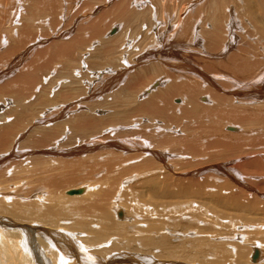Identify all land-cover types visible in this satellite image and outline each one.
Segmentation results:
<instances>
[{
    "label": "bare ground",
    "instance_id": "6f19581e",
    "mask_svg": "<svg viewBox=\"0 0 264 264\" xmlns=\"http://www.w3.org/2000/svg\"><path fill=\"white\" fill-rule=\"evenodd\" d=\"M12 1L14 0H0V8L3 7L2 4L13 3ZM108 1L110 2V0L106 2ZM131 1L135 0H123L109 10L106 8L107 11L103 10L99 17L88 20L81 29L78 27L79 32L76 35H70L64 41H55L42 50L36 48L47 42L38 38L39 34L36 35L37 39L31 36L30 32L34 29L32 26L38 21H34L31 11L27 18L28 22L25 20L22 26L19 24V27L6 21L15 20V11L11 10L6 20L3 18V21L1 20L2 25L7 24L4 32L7 31V36L10 34V39L13 37L14 39L13 44H9L5 51L7 53L0 55V64L2 62L6 64L0 69V81L3 78L6 80L0 84V101L2 98L4 101V96L10 97L14 107L4 110L5 104H0V264H250L246 260L248 256L252 263L264 264L262 263L264 260L260 262L264 253H261L258 247L254 246L249 252L250 250L243 243L242 246L236 241V243L231 242V238L227 237L230 235L229 232L225 236L223 232L218 231L222 227L234 233L246 229L254 230V228L260 230L257 225H264L262 223L264 222V157L244 158L257 152L259 146L255 145L257 150L256 147L250 149L251 144H257L264 139V134L262 136L255 133L253 137L251 136L256 131L252 132L251 129L255 125L254 122L264 126V58H262L264 54L259 61L248 58L253 55L241 52L239 64L234 61H230L229 64L218 62L217 59L223 58L234 46L236 47L240 39L233 34L236 24L234 21L225 23L227 33L222 35V29L225 28L223 22L226 21L225 8L233 1L211 0L214 23L212 22L209 30L203 31L204 48L207 52L199 51L200 55L206 53L202 55L212 59L210 62L202 63V66L193 65V61L200 57L193 59L192 62L190 60L199 56V53L187 51V57L178 55L186 50L183 42L178 44L172 42L173 51L176 53L169 58L164 56L167 49L162 46H160L161 51H165L163 54L161 51L160 54L151 52L150 45H146V48L141 46L138 50L141 53L134 62L136 65L140 63L142 70L128 78L118 91L109 92L111 95L108 93L101 102L98 100V104L93 103L96 97L101 99V94L117 86L111 85V81L116 79L114 82H119L127 72V69L119 70L120 72L108 71L109 69L106 70L109 68L108 65L105 70H102L103 67L99 68L100 70H93L96 63L102 60L113 61L110 54L116 53L119 47L121 50L123 45L130 47L133 41L130 40L129 43L125 35L120 33L119 37L115 38L116 41L121 42L118 48L111 50L103 45L112 42H104L93 54L88 55L87 63L82 51L87 48L85 44L89 45L93 39L99 38L102 34L100 28L107 20H119L124 24L121 26L125 28L138 19V15H134L130 10ZM198 1L200 0H192L191 3L189 2L190 5L187 4V8L190 9ZM239 2L245 8L243 12H247L251 17L248 22L255 26L254 31L250 30L249 34L244 35L243 40H246L245 42L242 40L243 43L255 40L256 45H260V42L264 45V14L259 13L262 17L256 19L259 6L263 4L264 7V0ZM28 3L30 9L42 11V15L39 18L37 15L36 18L42 20L46 10H50L53 16L47 24L55 22L54 14L59 0H28ZM99 4L101 5L100 2ZM236 4L239 7L238 3ZM85 11H88L85 16H90L93 12L92 7ZM180 13L181 15L184 13L183 9H180ZM177 17L175 16L176 19ZM183 23L177 28L179 27L178 30H182L185 35L189 29L188 24L183 25ZM190 31L192 34L190 38L188 37L190 41L188 45L200 42L195 34V25ZM71 32L66 31L61 37L67 38ZM24 36L35 39V44L27 45L28 42L22 40ZM246 45L244 48L247 47ZM220 46L223 48L219 49ZM33 51L37 58L34 57L32 62L27 61L28 63L24 65ZM253 54L256 56L257 52ZM11 58H14L13 61ZM17 59L20 61L14 63L15 67L12 66L10 69V62L13 63ZM143 60H146V63H142ZM147 61L152 64H148ZM85 64L91 69L88 75L90 79L84 82L85 89L69 86V89L60 90L62 88L58 87L59 91L52 97L48 95L45 97L44 90L38 94L36 92V96L33 94L37 88L45 87L43 85L45 78H42V74L48 72L50 68L51 72L47 75L63 70L67 73L65 76L69 75L72 79L71 84L78 85L72 82H75V75L79 74L78 70L85 68ZM145 64L147 66L143 67ZM111 65L116 67L115 63ZM6 68L9 69L8 73ZM15 71L17 74H13L15 75L13 78L6 79V76ZM102 73H108L111 79L107 80ZM59 77L64 76L59 75ZM156 81H159L160 85L165 82L168 84L166 83L167 86L157 92L154 90L153 93L150 86ZM146 86L148 88L142 92ZM141 92L152 95L146 98ZM201 94L211 99V106L195 102V98ZM178 95H184L185 98L184 104L178 107L179 116L175 115V106L170 104L171 99ZM33 96V101H30ZM233 105H243V107ZM80 106L85 107L86 110L79 113ZM45 107H50L48 109L51 112L43 116L42 110L39 109L41 111L36 114L37 108ZM103 108L110 109V113L102 117L99 113ZM71 109L74 111L73 114H69L68 110ZM143 120L146 122L143 123L145 125L142 124ZM191 124L195 129L194 133L188 129ZM221 124L234 125V127H226L228 132H234L227 134L229 138L220 137L221 132L217 126ZM238 126L242 130L235 135ZM247 126L250 129H246ZM177 128L183 132L178 133L179 135L175 133L171 135ZM249 137L251 144L246 142ZM69 143L72 144L71 148L64 152L62 148H66ZM260 147L259 151L264 154V148ZM68 155L73 157L92 155L80 164H83V168L87 167L85 176L102 181L98 182L97 191L90 192L88 196L85 195L89 187L85 186L77 189L81 191L80 194H68L69 191L66 193L68 197L89 198L87 201L78 198L79 200L72 202L71 209L66 208L83 222L75 225L73 223L63 229L58 228V222L61 223V216L64 215L63 205L57 198L61 180L58 179V174L50 175L51 167L47 164L49 161L52 162L56 172L62 166L65 168L64 159ZM77 158H73L76 160L72 161L74 163H70L68 168H77ZM242 174L248 177H262L254 185L257 189L247 188L242 182ZM69 180L71 181V178H67V181ZM126 184L131 186L127 187ZM44 189L49 194L44 195ZM126 194L130 196V205L128 204V208L125 207L128 210L127 214L123 208L117 206L119 196L125 197ZM144 195L147 198L145 200ZM109 203V212L114 216L117 224L109 220L110 216L106 210ZM128 214L134 219L137 218V222L134 221L136 225L130 226V235L124 233L123 225L127 221L130 222L126 217ZM251 216L261 219L244 221L249 220ZM171 220H176L180 226L189 223L199 228L201 234L198 235L199 239L196 242L197 249L184 250L181 257L166 249L168 252L163 256L176 261L160 262L152 257H140L139 252L144 250L147 253L148 248L153 245L152 234L158 236V233L165 230L166 225H169L170 229L173 228ZM141 222L148 225L143 230L139 228ZM92 224L94 227L91 226ZM77 231H82V235ZM139 232L142 233L141 236L143 235L141 243L144 247L136 240L140 235ZM164 233L159 235L161 237L158 236L160 239L156 246L167 245ZM204 235L212 236L211 239L220 235L227 241L209 240L207 244ZM111 236H117V240L123 241V244L119 242L120 244L112 243V245L109 239ZM234 239L239 240V237L235 236ZM226 243L231 247L227 248L230 249L229 252L224 249L227 247ZM90 245L102 246V249L96 250L95 247L94 251L89 252ZM93 252L98 254L95 256ZM257 257L258 259L260 257L259 262L256 260Z\"/></svg>",
    "mask_w": 264,
    "mask_h": 264
},
{
    "label": "rangeland",
    "instance_id": "374dc122",
    "mask_svg": "<svg viewBox=\"0 0 264 264\" xmlns=\"http://www.w3.org/2000/svg\"><path fill=\"white\" fill-rule=\"evenodd\" d=\"M106 1L107 0H97V1L96 0H59V4H58V6L56 8L55 14H54V11H53L55 22L53 24L51 23L50 25H48L47 23L49 22V20L53 16V15L51 16V11L50 10H46L47 11L46 12L44 10L46 12V15H44L45 17L42 16V20H39L38 18L42 15L41 14L42 11L39 12L37 10L30 9L29 8L28 0H14V1H12L13 3L8 2V3L2 4L1 7L2 6L3 7L0 8V10H1L0 11V23H1L0 24V27L2 26L0 28V37H1L0 38V40H1V42H0V47H1L0 48V55L3 54V53H7L5 51H7V48L10 46L9 44H11V43L13 44L14 37L12 36L13 38L10 39V34H9V36H7L8 35L7 31L4 32V28H6L5 26L7 24H5V26L2 25V21H3L2 18L4 20H6L7 15L10 13L11 10H12V12L15 11V20L13 19L14 20L13 21L11 19V21H9V19H8L6 21L8 22V24L10 22H12L11 25H13L15 27L16 26L19 27V24H20V26H22L24 24L25 20L27 21L28 16H30L29 15L30 14L29 11H31V14L34 17V21H37L38 20L37 22L34 23L35 25L33 24V22L31 23V24H33L32 28L34 27V29H32L33 31H31L30 33H31V36L33 38L36 37V39L38 37L36 35L39 34V37L38 38L43 39L44 41L47 42L46 44L41 45V46H39V47L36 48L37 50H39V49L42 50V49H46L49 46H51V44H53L55 41H64V40H67L70 37V35L71 36L76 35L79 32V28L81 29V27L85 26L88 20H90V19L93 20V18H97V16L99 17L103 13V10L105 12V11L111 9V7H113L115 4H118V3L123 2V0H110V2L109 1L106 2ZM135 1H131L129 3V7H130V10L133 12L134 15H136V14L138 15V19H136L135 21H133L131 23V25H129L128 27H125V28L123 26H121V25H124V24L121 21H119V20H118L119 22L118 21H114V20H112V21L111 20L110 21L107 20V22L105 24H102V26L100 28V30L102 29L101 30V33L102 34L100 33L101 34L99 36L100 39L97 38L99 41L97 39H93L91 42H89V45L88 44H85V45H87L86 46L87 48H86L85 51H82V53L84 52L82 54V56H85L86 57V58L84 57L85 58V62H86L87 61V58H88V55L89 54H93L95 52V49L100 48L102 46V45L100 46V44H102L104 42H112L111 44H104L103 45V46H107V47L111 48V50H113L115 48H118L121 45V42L119 40L116 41L115 38H118L120 33H122L123 35H125V37L129 40V43L131 41H133L132 42L133 46H132V44L130 45V47H126V45H123L122 48H121V50H120V47H119L118 50H116V53L110 54V58L113 59V61H104V60H102V62L96 63V67L93 70H98L99 68H102V67H103L102 70H105V67L108 65L109 68L106 69V70L109 69L108 71L112 70V72H113V71H119V70H122V69H124V70L127 69L126 70L127 72L125 73V75L123 76V78L119 82H116L115 83L114 81L116 79L114 78L115 80L114 81H111L110 83H111V85L114 84L115 86L116 85L117 86L115 88L112 87V88L108 89V91L105 92L104 94H101V95H103V96L100 95L101 99L99 97H96L97 99L94 98L95 100L93 99L94 100L93 103H97L98 104L99 103L98 100L101 102V100L103 99V97H105L106 95H108L109 92L114 93V92L118 91V89L125 84V82L127 81L128 78H130L134 73H137V72H139V71L142 70V67H140V65H139L140 63L136 65V63L134 62L137 59V55L139 53H141V52H138V50L140 49L141 46H142V48H146L148 45H150L151 47L149 46L150 47L149 50H151V52H155V53L157 52L156 54H160L161 52H162V54H163V52L165 53V51H161L162 48H165V49H167L166 53L167 52L168 53L167 54L165 53L164 56L169 58V56L172 57V54L173 53L174 54L176 53V52L173 51V49H174V47L172 46L173 43H176L177 42V44H178L179 42H183V44L186 45V50L180 52V54H178V55H181L182 57H185V56L187 57L188 56L187 51H189V53H191V52H195L197 54L199 53V56H195L194 58H192V60H190L192 62L193 59L196 60V58H199L200 57L196 61H193V63H192L193 65L198 64V66H202V63L210 62L212 60V59H209L208 57H205L204 56L206 53H202L204 55H202V54L200 55V52L201 51H203V52L206 51L207 52V50L204 48L205 38L203 36V33H204L203 31L209 30L210 27H211V25L214 23L213 22V17H214V15H213V9H211V7H210L211 0H200V1H198L197 4H195L192 7H190V9L187 8V7H188V5H190L189 2L191 3L192 0H135ZM232 1H233L232 4H231V2L229 3L230 8H229V6L225 8L226 9V18H224V19L227 22L224 21V19H223V21H224L223 22V26H225V28L222 29L223 30L222 31V33H223L222 35H225V33H227L226 32V28H227L226 27V24L229 21H234V22H236V24H235V27H234V30H233V34H234V36H236L237 39H240V41L236 44V47L234 46L233 49H231L229 51V53H227V54H225L223 56V58L217 59V60H218V62H226L228 64H229L230 61L231 62L234 61L235 63L239 64V62H240L239 61V58H240L239 55L241 54V52H242V54L245 52L247 54L249 53V54L253 55V57L252 56H249L248 58H252L253 60L259 61L261 55L264 54V45H262L261 42H260V45H256L255 40H253V41L250 40V43L249 42L248 43H243V41L245 42V40H246V39L243 40L244 39V35L249 34L250 30L251 31H254L255 26L253 24L251 25V23L248 22V21H250V18L251 17L249 15H247V12L246 13L243 12V10L245 8L242 5L239 4L240 3L239 1H241V0H232ZM97 2H98V4H97ZM99 2L101 3V5L99 4ZM236 3H238V6L239 7H237V4ZM91 7H92V10H93V12L91 13L92 15L90 14V16H88V15L85 16V13L89 11V10L88 11H85V10L91 9ZM96 7H99L100 9L99 8H96ZM240 7H242V8H240ZM262 7H263V4H261V6H259V9L257 11V17H256V19H259V17H262V15L259 14V13H263L264 14V7L263 8ZM94 8H96V9H94ZM106 8H107V10H105ZM184 8L186 9V12H185V9ZM180 9H183V12L184 13H182V15L180 13ZM261 9L263 10V12H262ZM6 12H8V13H6ZM17 12H18V14H17ZM253 13H256V12H253ZM36 16L38 18H36ZM175 16H178L177 19L175 18ZM179 17H180V19H179ZM29 21H33V20H29ZM39 21L41 22V24H40ZM182 23H183V25L185 23L188 24L187 28L189 30L187 31V33L185 35L182 33V30H180V31L178 30L179 27L177 28V26L179 24L182 25ZM27 24H29V23H27ZM194 25H195V28H196V33L195 34L199 38L200 42H198V43H196L194 45H190L189 44L190 45L189 46L188 45V43H190L189 38L191 37V34H192L190 30L192 29V27ZM37 27H39L40 29L42 28V29L41 30L40 29L38 30ZM36 29L39 31V33L37 32ZM34 30H36V31H34ZM66 31H72V32L67 36V38L66 37L62 38L61 36ZM250 36H253V34H250ZM15 39H17L16 36H15ZM32 39H31L30 36L29 37L24 36L22 40L23 41L25 40L26 42H28L27 45L29 43L31 45L32 43L35 44V42H34L35 39H33V42H32ZM252 43H253V45H252ZM245 45L247 46L246 48H244ZM160 46H162V48H160ZM222 48H223V46H220L219 49H222ZM155 50H157V51H155ZM249 50H250V52H249ZM255 51L257 52V55H256L257 57L253 54ZM261 52H262V54H261ZM215 53H217V52H215ZM215 53H211V54H215ZM130 54H133V55H130ZM134 54H136V55H134ZM8 56H10V55L8 54ZM226 56H228V57H226ZM233 56H235V57H233ZM25 57H26V55H24V58ZM28 57L29 58H27V60L23 63L24 65H25V63H28L27 61L32 62L33 59L37 58V56L35 54V51H33L32 54H29ZM156 57H158V56H156ZM156 57H155V59H156ZM262 58H264V56ZM11 59L13 61L14 58H11ZM11 59H10V61H11ZM200 60H201V62H200ZM5 61L7 62V60H5ZM18 61H20V60L17 59L13 63L10 62L9 68L11 69L12 66L15 65L14 63H17ZM145 61L143 60L142 63L143 62L146 63ZM198 61H199V63H198ZM109 62H111V64H114L115 63L116 67H114V66L112 67V65L109 64ZM194 62H196V63H194ZM147 63L148 64H152V63H149L148 61H147ZM3 65H6V64L2 62L0 64V69H3V67H4ZM85 65L86 66H85V68H83V70L82 69L78 70L79 74H76L75 75V82H72V83H78V85L77 84L72 85L71 82H70L72 79H70L69 75L68 76H65L67 73H65L66 71H63V70H61V72H55L54 74L51 73L52 75H50V76L47 75V74L51 72V68H50V70L48 72H45L43 74L41 73L42 74V78L43 77L45 78L44 79V82H43V85L45 87L46 86L47 87L46 88L43 87V89L37 88L36 90H34L33 94L36 96V94L40 93L41 90H44L45 97L47 95L49 97H52L53 94H55V93H57L59 91V88L60 87L62 88L60 90L69 89L68 88L69 86H70V88L80 87V88L85 89L86 83H84V82H85V80L88 81L90 79L88 75L90 74L89 72H91V69H89L87 67V64H85ZM21 66H23V65H21ZM128 66H130L132 68H130V67L128 68ZM146 66H147V64H145L143 67H146ZM14 67L15 66H13V68ZM110 67H112V68H110ZM19 68L20 67H18L17 69L19 70ZM197 68H199V67H197ZM87 69H89V70H87ZM8 72H9V69L6 68V73H8ZM13 74L16 75L17 74V71H15L14 73H12L9 76H6V79L13 78L15 76ZM59 75H62L64 77H61L60 78ZM102 76L107 77L106 78L107 80H110L111 79V78H109V74L108 73H105V74L102 73ZM55 77H56V79H55ZM80 78H81L82 81L80 80ZM93 78L96 79V77H93ZM93 78H92V80L95 81ZM97 80L98 79H96V81ZM4 82H6L5 78H3L2 81H0V84H2ZM52 82H54V84ZM158 82L157 81L156 82H153V85L150 84L151 85L150 86L151 92L155 93L158 90L166 87L167 84H168V82H165L163 85H160V83H158ZM61 84H63V85H61ZM97 84L98 83H96V85ZM146 84L148 85V83H146ZM146 88H148V86H146L143 89L142 92L146 91ZM154 90H155V92H154ZM111 93H109V94L111 95ZM138 95H139V93L136 95V99H137V96ZM143 95H145L144 97L147 98V97H150L152 94L150 96H149L148 93L143 94ZM183 96L182 95L175 96L170 101V104L172 106H175V108H176L174 112H175V115H177V116H179V112H178L179 108L178 107L182 106L184 104V102H185V98ZM205 96H206L205 94L199 95L198 97L195 98V102L197 104H202V105H205V106H211L212 105L211 99L209 100V98L207 96L206 97ZM200 97H202V98L205 97V100H204V98L202 99ZM33 99H34V96L30 99V101H33ZM3 102H5V103H3ZM0 104L1 105L5 104V106L3 105L4 110L6 108L7 109H11V108L14 107L13 104H12V99L10 97H7V96H4V101H3V98H2V100L0 101ZM233 106L243 107V105H241V106L240 105H233ZM48 108H50V107H48ZM48 108L47 107H45L44 109L43 108H37V111L38 112L36 114H39V112L42 110L43 112L41 111V115L44 116V115H46V113L48 114V112L50 110ZM39 109H41V110H39ZM85 110H86L85 107H83V106L81 107L80 106L79 113L82 112V111H85ZM68 111H70L69 114H73L74 113V111L72 109L71 110H68ZM106 111H108V112H106ZM109 113H110V109L107 110L106 108H103V109H100V113L99 114H100V116L103 117V116H106L105 114H109ZM53 114H55V113H52V115ZM68 115H67V117H69ZM98 118H100V117H98ZM145 119H147V118H145ZM143 123L146 124V122H144V120L142 121V124ZM254 123H255V125L252 126L251 129H252V132H254L255 130L256 131L254 133H252L251 136L253 137L255 133L257 135L258 134H261V135L264 134V130H263L264 129V126L263 125H260V124L258 125L257 122H254ZM145 124H143V125H145ZM250 124H252V123H250ZM262 126H263V128H262ZM226 127H234V125L221 124L220 126H217V129L220 130V132H221L220 133V137L225 136V137L229 138L227 136V134L234 133V132H228L226 130ZM28 128H31V127H28ZM238 128H237V132H235V135H238L241 132V130H242V128H240L239 126H238ZM188 129L191 130L193 133L195 132V129L193 128V125L192 124L190 125V127ZM246 129H250L249 126H247ZM31 130H32V128H31ZM31 130H29V132H31ZM179 131H180L179 128H177L175 130V132L171 133V135H174V133H175V135H179L181 132H183V131H180V132ZM96 137L98 138L99 136H96ZM250 138L251 137H249L248 139H246V142L247 143L248 142L250 143V140H251ZM261 141H263V143ZM261 141H259L257 144L256 143H254V144H251L250 143L251 146H249V148L252 149V147L255 148L256 146L257 147L258 146L259 147L262 146L264 148V139L261 140ZM62 142L63 143L65 142L64 139L62 140ZM71 143H69L66 148H62V150L64 152H66V149L71 148V146H72ZM257 147L255 148L256 150H257ZM259 147H258L257 152L255 153V154H257L256 156H254L255 154L252 153V155L251 154L250 155H246L244 158L253 159V158H258V157H261V156L264 157L263 156L264 154L261 153V151H259ZM262 147H260V148L262 149ZM91 156L92 155H90L88 157L90 158ZM88 157H87V155L86 156L85 155H79V156H75V157H73L71 155H68V157H65V159H64L65 168H63V166H62L61 169L60 170H56V172L53 169V163L52 162L49 161L48 164H47L49 167H51L50 168V170H51L50 175L51 174H56V175L58 174L59 175L58 179L61 180V182H60L61 186H60V189L58 191L57 198H58V200L63 205V209H64L63 213H64V215L61 216V219H62V220H60L61 223L58 222L59 223L58 228H61L62 227L64 229V228H66V226H69L70 227L71 225H73V223L75 225V224H77L79 222H83L81 220H78V218L76 217V215L71 210H68V209H71L72 202L74 200H79L78 198H83V199H80V200L87 201L89 197H85V196H88L90 194V192L97 191V189H98V182L102 181V180H97V179H94L93 180V179H90L89 176H85V174H86L85 171H87V169H85V168H87V167L83 168V164H80V163L83 160H88L89 159ZM73 158H77V160H78V161H76L78 170H77L76 167L75 168L74 167L73 168H68L70 166V163H74L72 161L76 160V159H73ZM67 178H71V181L70 180L67 181ZM261 178L262 177L259 178L257 176H249V177L247 175L246 176H243V174H242V178L241 179H242V182L245 183L244 185H247L246 186L247 188H251V189L254 188L255 189L256 188L254 186L255 183L257 181L259 182V180H261ZM82 186H85L87 188L89 187V189H88L89 191L87 192V195H85L84 197H81V196L68 197L69 195L67 196L66 193L68 191L77 190V189H79ZM125 186L129 187V186H131V184H126ZM139 191H140V189H139ZM43 194L44 195H47L49 193H48V191L46 189H44L43 190ZM119 198H120L119 200L116 199L117 200V206L118 207L120 206L121 208H123V210L127 214L128 213V210L125 207H127V206L130 205L129 204V198H130V196L128 194H126L125 197L124 196H119ZM145 199H147V198L144 195V200ZM109 201H111V198L109 199ZM153 201H155V200L153 199ZM69 203H70V205H69ZM107 206L108 207H106V210H107V214L110 216V219H109L110 222H112L114 224H117L115 218H113L114 216H111V213L109 212L110 203ZM66 208H68V209L66 210ZM129 209H131V208L129 207ZM139 214H141V213L139 212ZM223 214L228 215V213H223ZM66 216H68L69 218L66 217ZM126 217L130 219V222H128L127 220H125L127 222L123 224L124 225V233L127 234V235H130V233H129L130 226L131 227L132 226L134 227L136 225V223L134 224V221L136 220V222H137V218L134 219L132 217V215H129V214H128V216L126 215ZM226 217H228V216H226ZM72 218H73V220H72ZM140 218L141 217L139 215V219ZM251 218L249 217L248 218L249 220H244V219L243 220L246 221V222L247 221L250 222L251 220L261 219L260 217H256V216H251ZM153 219H154V217H153ZM170 222L173 224V228L170 229L169 228V225H166V226H164L166 231L165 230L162 231V232H165L166 233V234L164 233V236L166 235L164 237L165 238L164 240L166 241V244L167 245H163V246H160V247L155 245V244L158 243V241L160 239L159 237H161L159 235L162 234V232L161 233H158V236L159 237L157 235L152 234V237H154V238H152L153 245L148 248V250H147L148 252L146 251L147 253H145L144 250H142L141 252H139V254H140L139 256L140 257H142V258L152 257L155 260H158V261L160 260V262H167L168 260H171V259L170 258H166L165 256H163V255H165L164 254L165 252H168V251L171 250L178 257H181V253L184 250H188L189 249V250L193 251V250H196L197 249L196 248V244H197L196 242L199 239L198 235L201 234L199 228H196L195 225H190L189 223H186V224L184 223L182 226H180V225L177 224L176 220H171ZM262 223H264V222H262ZM139 224H140L139 225V228H142L141 230H143L144 227H147L148 226V225H146V223H142V222L139 223ZM147 224H148V222H147ZM154 224H157V223H154ZM91 226L94 227V224H92ZM257 226L260 227L259 228L260 230H258L257 228H254V230L246 229L244 231L234 233V231H230V230L224 229V227H222L218 231L223 232L225 236L229 232L230 235H227V237L231 238L230 241L231 242H235L236 241L237 244L239 243L238 245H240V244L242 245V243H243L244 246L247 247L250 250L249 252H251V249L254 248V246H255V248L258 247L257 249H259V251H262L261 253H264V225L258 224ZM160 227H162V226H160ZM247 230H248V232H247ZM193 231H195V232H193ZM249 231L250 232L252 231L254 233L251 232V234H252L251 235ZM77 232L79 234L81 233V235H82V231H77ZM203 232H205L204 229H203ZM139 234L140 235H139V237L136 238V240H138L139 241V244H141V246L144 247L143 244L141 243L142 242L143 235L141 236L142 233H140V232H139ZM189 234L192 235V236H190ZM241 234H243V235L241 236ZM248 234L251 235V237ZM204 236L206 237L205 239H206V243L207 244H208V241L209 240L210 241H217V242H225V241H227V240H224V238L220 237V235H217L215 238H212V239H211L212 236H209V235H207V236L204 235ZM235 236H238L239 237V240L234 239ZM117 238H118L117 236H111L109 238V239H111V241L110 240L109 241L111 242V244L112 243H114V244H120V243H122L123 244V241L117 240ZM116 240H117V242H116ZM169 242H171V243H169ZM124 244H125V242H124ZM203 244H205L204 241H203ZM224 246H225V244H224ZM226 246H227L226 248L224 247V249H226V250H227V248H231V247H228L230 245H228L227 243H226ZM89 247H90V249L88 250L89 252L94 251L96 248H97L96 250L102 249L101 248L102 246L100 247L98 245H90ZM181 248H183V249H181ZM229 250L230 249H228L227 251L229 252ZM92 254H94V255L96 254L97 255L98 253L97 252H93ZM261 257L264 258V255H261ZM263 258H261V260H260V257H259V259L257 257L256 260H258V262L260 260V262H261L262 260H264ZM246 260H247L248 263L254 264V263L251 262L252 260L250 261V256H248V258ZM171 261H176V260H173L172 259ZM178 261H181V260H178ZM253 262H255V261H253ZM262 263H264V261H262Z\"/></svg>",
    "mask_w": 264,
    "mask_h": 264
},
{
    "label": "water",
    "instance_id": "95a60500",
    "mask_svg": "<svg viewBox=\"0 0 264 264\" xmlns=\"http://www.w3.org/2000/svg\"><path fill=\"white\" fill-rule=\"evenodd\" d=\"M81 191L80 190H72V191H69L68 194H80Z\"/></svg>",
    "mask_w": 264,
    "mask_h": 264
}]
</instances>
